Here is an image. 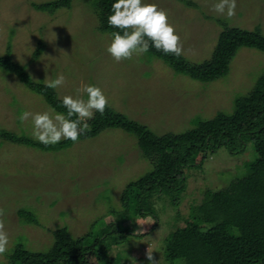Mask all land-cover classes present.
Returning a JSON list of instances; mask_svg holds the SVG:
<instances>
[{"label":"rangeland","instance_id":"1","mask_svg":"<svg viewBox=\"0 0 264 264\" xmlns=\"http://www.w3.org/2000/svg\"><path fill=\"white\" fill-rule=\"evenodd\" d=\"M52 1L56 0H0V55L6 54L10 42L12 60L24 65L37 83L63 75L64 84L55 89L60 99L75 94L84 84L100 86L117 112L157 135L184 133L193 128L192 121L198 116L208 120L219 111L229 112L233 100L238 94L245 95L264 70V54L247 48L237 51L225 77L211 83L178 75L158 59L147 57L146 63L140 59L144 55L117 63L105 51L111 37L96 31L99 24L94 0H73L70 9L54 14L31 6ZM180 1L148 0L168 13L181 37V56L190 63L211 59L222 31L213 18L243 30L259 27L264 35V0H237L236 15L231 18L213 11L216 0H189L195 6ZM40 44L41 54L33 60ZM48 109L41 96L0 71V130L33 139L31 118L21 122L18 117L23 111ZM1 144L0 210L4 215L0 220L8 232L9 245L0 256V264L8 262L7 255L16 242L31 252L45 253L53 244L56 229L66 228L72 238L88 233L93 237L108 224L129 232L121 246L126 264H149L148 251L163 264V241L182 224L175 221L177 212L185 215L191 201L201 199L200 189L227 187L245 172V163L251 159L249 152L233 156L220 149L201 169L189 173L188 192L179 210L171 211L169 202L163 200L165 203L155 205L156 219L141 220L125 215L120 202L124 188L152 169L133 136L107 130L58 152ZM190 179L196 181L189 183ZM23 206L36 214L42 227L18 220L17 212ZM89 261L97 264L92 257Z\"/></svg>","mask_w":264,"mask_h":264},{"label":"trees","instance_id":"2","mask_svg":"<svg viewBox=\"0 0 264 264\" xmlns=\"http://www.w3.org/2000/svg\"><path fill=\"white\" fill-rule=\"evenodd\" d=\"M72 2L56 0L31 6L35 11L54 14L70 9ZM180 2L195 6L189 0ZM112 3L113 0L92 3L99 24L96 31L102 36L111 37L113 32L107 22ZM213 19L222 31L209 61L193 64L182 56L164 55L155 49L140 59L146 63L147 57L161 60L178 75L211 83L228 74L239 49H254L264 54V35L259 27L243 30L220 18ZM42 48L40 44L33 60L39 57ZM10 49L9 42L6 54L0 55V71L13 75L20 84L41 96L48 106L66 114L56 91L35 82L24 65L12 60ZM87 123L79 141L95 138L107 130H121L136 139L140 154L150 162L151 171L129 183L120 196L125 215L141 220L156 219L155 205L163 200L169 202L171 211L179 210L188 192L189 173L201 169L220 149L233 156L249 152L251 159L245 163L243 174L223 189H200L201 199L191 201L185 215L177 212L175 221L182 224L175 226L163 241V264H264V70L245 95L238 94L229 112L219 111L208 120L198 116L192 121L193 128L184 133L157 135L111 105L103 115L96 113ZM4 142L43 152H58L74 144L63 141L45 146L25 134L1 129L0 144ZM195 181L190 179L189 183ZM25 206L18 210V220L42 227L36 214ZM156 227L157 223L152 230ZM52 235L53 244L45 253L31 252L23 243L16 242L5 264H90V257L97 264L127 263L121 246L129 232L118 229L115 224L105 225L93 237L88 233L72 238L66 228L56 229Z\"/></svg>","mask_w":264,"mask_h":264},{"label":"clouds","instance_id":"3","mask_svg":"<svg viewBox=\"0 0 264 264\" xmlns=\"http://www.w3.org/2000/svg\"><path fill=\"white\" fill-rule=\"evenodd\" d=\"M236 9L237 0H216L213 4V11L221 17L235 16ZM107 22L113 32L105 51L117 63L143 56L151 49L164 55L183 54L181 37L169 22L168 13L148 0H113ZM64 82L63 75L52 80L44 79L45 87L54 90ZM60 103L67 110L66 114L49 106L42 112L23 111L18 117L21 122L31 118L32 137L38 143L50 146L63 141L78 142L88 127L87 121L96 113L103 115L109 107L108 97L96 84H84L76 89L75 94L64 95ZM3 215L0 210V217ZM8 245L9 235L0 220V256L8 251ZM146 258L149 264H159L149 251Z\"/></svg>","mask_w":264,"mask_h":264}]
</instances>
